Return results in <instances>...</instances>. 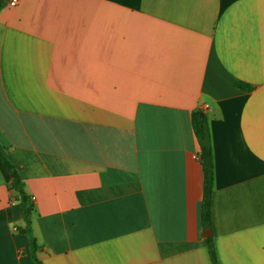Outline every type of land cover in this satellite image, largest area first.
Listing matches in <instances>:
<instances>
[{"label": "crops", "instance_id": "obj_1", "mask_svg": "<svg viewBox=\"0 0 264 264\" xmlns=\"http://www.w3.org/2000/svg\"><path fill=\"white\" fill-rule=\"evenodd\" d=\"M198 106L219 264H264V0L5 1L0 147L41 264H211ZM11 179L0 165V264H33Z\"/></svg>", "mask_w": 264, "mask_h": 264}, {"label": "trees", "instance_id": "obj_2", "mask_svg": "<svg viewBox=\"0 0 264 264\" xmlns=\"http://www.w3.org/2000/svg\"><path fill=\"white\" fill-rule=\"evenodd\" d=\"M6 0H0V8L3 7ZM235 86L241 90L249 91L253 88L252 85L242 81H235ZM191 127L193 135L199 147L197 158L200 162L203 178V192L200 206V222L203 230H212V196L214 186V163L211 146V134L209 129L208 117L205 109L198 106L190 112ZM0 165L11 174V182L8 188L18 193L21 214L24 222L23 232L28 237V246L30 257L33 264H41L37 257L38 245L35 238L31 234V217L35 211V204L25 190V182L21 171L22 167L19 163L9 159L5 151L0 147ZM211 264H219L214 241L212 235L204 238Z\"/></svg>", "mask_w": 264, "mask_h": 264}, {"label": "built area", "instance_id": "obj_3", "mask_svg": "<svg viewBox=\"0 0 264 264\" xmlns=\"http://www.w3.org/2000/svg\"><path fill=\"white\" fill-rule=\"evenodd\" d=\"M9 6H15L18 3V0H6Z\"/></svg>", "mask_w": 264, "mask_h": 264}, {"label": "water", "instance_id": "obj_4", "mask_svg": "<svg viewBox=\"0 0 264 264\" xmlns=\"http://www.w3.org/2000/svg\"><path fill=\"white\" fill-rule=\"evenodd\" d=\"M209 235H211V231H204L203 232V237H207Z\"/></svg>", "mask_w": 264, "mask_h": 264}, {"label": "clouds", "instance_id": "obj_5", "mask_svg": "<svg viewBox=\"0 0 264 264\" xmlns=\"http://www.w3.org/2000/svg\"><path fill=\"white\" fill-rule=\"evenodd\" d=\"M9 227L12 228V224H11V223L9 224ZM13 230H14V229H13Z\"/></svg>", "mask_w": 264, "mask_h": 264}]
</instances>
